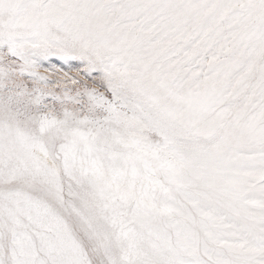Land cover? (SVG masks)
<instances>
[{"label": "snow or ice", "instance_id": "6c2138e0", "mask_svg": "<svg viewBox=\"0 0 264 264\" xmlns=\"http://www.w3.org/2000/svg\"><path fill=\"white\" fill-rule=\"evenodd\" d=\"M0 264H264V0H0Z\"/></svg>", "mask_w": 264, "mask_h": 264}]
</instances>
